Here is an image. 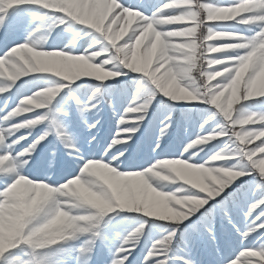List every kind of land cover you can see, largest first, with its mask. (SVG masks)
<instances>
[{
	"label": "snow or ice",
	"instance_id": "6c2138e0",
	"mask_svg": "<svg viewBox=\"0 0 264 264\" xmlns=\"http://www.w3.org/2000/svg\"><path fill=\"white\" fill-rule=\"evenodd\" d=\"M109 2L114 10L104 18L101 31L40 0H0V40L4 42L0 62L7 69L0 73V207L11 205L10 192L18 182L43 185L57 193L81 182L105 206L85 205L82 214L58 198L38 200L11 245L0 252V264H264V100L245 103L264 95L245 98L241 90L231 120L223 110L251 56L259 59L249 65L247 81L264 71V7L237 17L234 22L244 26L237 29L209 16L246 0H92L88 7L106 13ZM253 2L264 4V0ZM40 10L47 11L39 15ZM48 11L70 29L73 24L86 26L77 29L91 37L83 54H74V45L38 50L44 41L34 37L44 24L36 21L46 19ZM129 14L136 17L130 27ZM122 26L126 34L116 43ZM225 32H231L232 38L210 39L198 47L203 36ZM21 35L23 43L17 39ZM225 45L239 47L219 50ZM176 46L188 51L168 55ZM21 50L88 59L100 53L93 64L115 75L111 79L67 78L52 71L27 72L17 55ZM138 58L145 61L143 69L136 66ZM165 75L190 94L188 101L168 94L161 80ZM29 101L40 106L20 114ZM245 108L258 114L242 118ZM177 112L179 119L174 118ZM134 113L138 116L132 123ZM249 119L258 122L238 127ZM141 127L144 130L135 136ZM258 135L261 138L251 142ZM174 136L183 137L182 150L176 153L181 158H159L168 144L164 140L162 145L163 138ZM209 137L214 138L200 143ZM245 139L249 142L242 143ZM142 144L155 155L139 159ZM175 160L197 168L231 170L237 176L214 195L182 182L159 183L152 171L163 161ZM96 168L104 171L94 174ZM141 178L157 193L195 198L203 205L182 223L157 227L156 221L162 220L121 201V185ZM61 214L88 218L91 231L45 239L44 233Z\"/></svg>",
	"mask_w": 264,
	"mask_h": 264
},
{
	"label": "rangeland",
	"instance_id": "374dc122",
	"mask_svg": "<svg viewBox=\"0 0 264 264\" xmlns=\"http://www.w3.org/2000/svg\"><path fill=\"white\" fill-rule=\"evenodd\" d=\"M85 1V0H83ZM42 4L58 7L59 10L65 11L68 15H73L74 18L80 20L81 22L88 23L90 26L98 27L99 30H104V18L106 15L110 14L112 9L110 2L108 4V10L106 13H102L99 7L85 9V4H91L86 2L83 4V7H79L73 4V0H40ZM125 3H132L133 0H123ZM227 3V0H224ZM264 7V4H257L253 0H246L245 3L234 7V8H224L216 10L209 16V20L214 21L218 24H232L237 29H243L244 26L236 24L234 20L241 16L242 14L250 11L257 10V8ZM47 10H40L39 15H44V12ZM91 13L94 15L91 17ZM135 14L128 15V26L135 22ZM58 15L48 11L47 18L43 21L37 20L36 23L44 24V27L37 33L35 40L44 41L46 43L42 45H37L38 50H63L65 47L74 45L76 52L74 54H83V49L88 48L89 44L85 41H90L91 37L78 33L77 29L86 27L73 24V27L70 29L68 23L58 24ZM233 21V22H231ZM56 25L55 27H52ZM201 27V26H200ZM51 28V31H49ZM93 31V30H89ZM109 34H111V28L108 29ZM126 34V29L124 26L121 27V35ZM231 32L217 33L214 39H228L232 38L230 35ZM245 36L250 35L248 32L243 33ZM188 38V37H182ZM20 43L24 42V37L21 35L18 38ZM118 43V40L115 41ZM4 47V42H2V47ZM181 48L180 51L175 53H168V55H179L185 51L184 46H176ZM238 45H225L224 48L219 50H231ZM188 51V50H187ZM2 54V53H0ZM21 57L22 68L24 71H52L67 78L80 77V76H92L97 79H111L115 74L106 73L102 68L97 67L95 64H87L86 59L79 58H65L62 56V59L56 57L54 60L43 61L42 64H37V60L34 57L32 52L21 50L17 53ZM107 55V53H105ZM60 56V55H58ZM194 56L197 61L199 58V52H195ZM27 57V59H24ZM257 57L255 54L251 56L247 62V65L244 68V71L239 73V79L235 82L234 86L231 88L228 99L225 102V107L223 110L228 113L227 119L231 120V112L235 104L239 103L241 96V90L246 93L245 98L253 95H264V71L258 73L251 81H247V74L249 65L256 63ZM136 66L143 69L145 61L143 58H138L136 60ZM7 69L3 62H0V73L6 72ZM103 73V74H101ZM35 75H50V74H32ZM31 79L30 77L21 78V81ZM58 79V78H56ZM82 79H91V78H82ZM123 79V78H121ZM18 81L17 83H20ZM79 83V82H75ZM54 86V85H50ZM179 87L173 83V87L168 89V94L171 95L174 99L188 101L190 99V94L185 90L187 94H181ZM135 90L133 89V94ZM156 99H160L157 97ZM166 99V98H165ZM264 100V98H254L253 101L245 102L247 104H253L254 101ZM154 103V102H153ZM178 103V102H172ZM40 106L38 103L26 102V107L21 111L20 114H23L25 111L33 110L35 107ZM160 110H163V106L157 105ZM152 105L149 106L151 111ZM264 111V109H261ZM248 114H258L255 109L245 108L244 112L241 113V117H245ZM180 113L177 112L174 114V118L179 119ZM138 114H130V122L135 123L136 117ZM258 121L249 119L246 122H241L238 124L240 129H243L248 124H254ZM141 121V125H143ZM143 127L137 131L134 135L139 136L140 132L143 131ZM110 131L109 126L105 128V135H108ZM158 132V130H157ZM261 135H264L262 133ZM168 144L164 154L159 158L164 159H173L181 158L176 153L181 151V144L183 143V137L174 136L171 140L166 137ZM261 137L255 136L251 141L254 142ZM131 143V141H128ZM249 142L247 139L243 140L242 143ZM201 143V142H200ZM154 153H149L146 149V146L141 145L137 156L141 160L150 159ZM222 159L224 157H221ZM154 162V161H153ZM190 162V161H189ZM261 170L264 171V164H261ZM104 170L96 168L94 169V174H101ZM152 176L156 179H159V183L168 184V183H178L182 182L190 185L191 187L207 192L209 195L216 194L217 191L222 190V188L236 178L237 173L227 170V169H216L210 170L203 167L197 168L196 166L190 165L184 161H163L161 162L156 169L152 171ZM244 179H247L245 177ZM155 186V185H154ZM35 193L32 200H29V196ZM64 193V195H61ZM58 198L61 201H65L73 211L80 210L85 205L95 207L98 209H103L105 206L101 200L95 198V196L81 183L75 182L68 186H65L63 190L57 193L54 190H50L43 185H31L27 182L21 183L18 182L14 185L13 189L10 192V199L12 201L11 205L5 209L0 207V252L5 250L6 247L10 246L13 239L17 236L19 229L22 226V221L26 215L29 214L32 207L35 206L38 200L44 199H53ZM121 201L126 205H134V210L144 212L146 215L155 217L162 221H156V226L164 223H182L185 219L188 218V215L191 214L195 209L203 205V201L197 200L191 197H180L178 198L175 195H166L163 193H157L154 189H150V186H146V181L141 178L140 180L135 181L131 185H121ZM126 215H142V214H126ZM154 219V218H148ZM187 223V222H185ZM92 224L86 217H69L65 215H58L54 224H52L47 231L44 233L45 239L51 241L62 236L65 232L72 233L75 235L83 234L81 229L91 231ZM134 230V229H133Z\"/></svg>",
	"mask_w": 264,
	"mask_h": 264
},
{
	"label": "clouds",
	"instance_id": "9594fccd",
	"mask_svg": "<svg viewBox=\"0 0 264 264\" xmlns=\"http://www.w3.org/2000/svg\"><path fill=\"white\" fill-rule=\"evenodd\" d=\"M201 28H203V25H201ZM215 36H203L202 39H201V44L198 46L200 48H203L205 43L207 42V40H210V39H214ZM120 37H117L116 40H119ZM47 39V38H46ZM46 39H44V43H46ZM181 48H178V47H171L169 50H168V53H175V52H178L180 51ZM188 49L185 48V51H187ZM25 51H28V52H31V50H25ZM167 53V54H168ZM34 57L36 58L37 60V64H42L43 61H49V60H54L58 54H55V53H52V54H45V53H33ZM101 54L100 53H94L92 54V59H88V58H85L83 56L81 57H65V58H79V59H86L89 63L93 64V60L94 59H98L99 56ZM99 67V66H97ZM198 70V69H197ZM161 80L166 84L167 86V89H171L173 87V82H170L168 80V77L165 75L163 77H161ZM180 93L181 94H187L185 93V90L183 88H180L179 89ZM61 195H64V193H61ZM62 215V214H61Z\"/></svg>",
	"mask_w": 264,
	"mask_h": 264
},
{
	"label": "bare ground",
	"instance_id": "6f19581e",
	"mask_svg": "<svg viewBox=\"0 0 264 264\" xmlns=\"http://www.w3.org/2000/svg\"><path fill=\"white\" fill-rule=\"evenodd\" d=\"M67 1H69V0H67ZM86 2H90V0H85V1H83V0H73V4L76 5V6L79 5V7H82V4H85ZM110 5H111L112 9H114V6L111 4V2H110ZM84 8L85 9H88L89 8L88 7V3L85 4V7ZM71 16H73V15H71ZM92 16H94V15L91 13V17ZM57 57L60 58V59H62V56H57ZM87 64H89V62H87ZM101 74H103V73H101ZM0 231H1V229H0ZM1 233H2V231H1Z\"/></svg>",
	"mask_w": 264,
	"mask_h": 264
},
{
	"label": "trees",
	"instance_id": "16d2710c",
	"mask_svg": "<svg viewBox=\"0 0 264 264\" xmlns=\"http://www.w3.org/2000/svg\"><path fill=\"white\" fill-rule=\"evenodd\" d=\"M210 140H211L210 137H209V138H206V139L204 140V143H208V142H210Z\"/></svg>",
	"mask_w": 264,
	"mask_h": 264
}]
</instances>
